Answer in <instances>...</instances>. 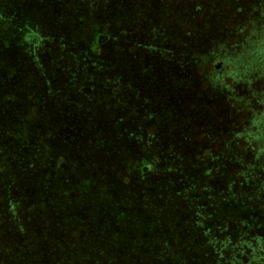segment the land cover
I'll use <instances>...</instances> for the list:
<instances>
[{
  "label": "rangeland",
  "instance_id": "rangeland-1",
  "mask_svg": "<svg viewBox=\"0 0 264 264\" xmlns=\"http://www.w3.org/2000/svg\"><path fill=\"white\" fill-rule=\"evenodd\" d=\"M8 18V23H4ZM244 23H250L249 33L244 32ZM13 26L16 27L12 29ZM30 27L33 34L27 39ZM103 33L109 41L100 47ZM32 37L38 39L34 41ZM118 42L121 49L116 53L87 52L95 47L114 50ZM256 42H264V0H0V172L4 178L0 188V264H34L35 254L28 253L27 246L35 241L45 242L47 247L51 241L81 242L82 238L77 239L73 232L78 221L60 219L55 210L48 209V217L45 212L27 210L28 202L33 205L32 201L43 197V187L48 189L49 185L48 194L61 198L60 192L72 194V188L77 187L73 180L78 181V176L91 174L98 178L104 173L111 183L107 187L117 192L136 175L143 179L146 167L150 171L146 186L158 189L155 204L164 205L149 215L139 202L118 195L115 208L134 218L127 223L129 235L124 231L115 238L109 237L110 233L104 235L100 215L89 210L81 190L75 191L71 201L75 214L91 235L92 251L88 257L93 264H146L155 260L148 256L149 243L141 240L143 234L150 233L149 241L155 237L158 243L167 238L161 235V228L175 232L187 229L180 220L167 219L176 214L169 204L186 199L171 193L163 182L166 161L177 164L182 159L171 150L168 156L174 158L162 154V146L175 141L181 143L173 147L186 151L189 145L185 142L193 144L195 155L191 154L197 158L194 164L200 174L227 169L238 171L240 178L248 176L251 186L244 184V179L239 181L244 184V195L259 202L258 192L264 196V145H259L253 131H247V120L239 139L243 144L247 141L257 144L255 151L242 155L234 149V138L238 135L236 121L242 116L237 108L264 97L262 69L257 65L254 70L245 69L247 52ZM75 60L78 65H74ZM211 61L216 63V71L208 69ZM119 65L130 69L141 65L147 69V76L139 67L130 73L119 72L116 70ZM111 69L115 71L110 73ZM21 72L29 76L27 80L31 79L29 85L23 86L32 89L27 91L33 95L28 96V102H33L31 109L42 116L40 120L21 109L24 101ZM49 77L56 78L61 90L67 84L76 88L77 93L63 90L66 95L61 96L62 104L74 101L73 109L63 111V105H56L55 113L48 104L39 109L51 93ZM183 78L195 90L192 99L195 105L180 109L190 116L194 110L198 111L192 113L193 128L178 129L181 132L168 137L159 130L148 134L145 127L149 122L167 128L181 120L180 112L172 108L165 114L168 119L157 120L156 115L163 114L177 101L168 90L175 85L174 80ZM12 81L20 84V89ZM51 86L52 92L60 95V90ZM86 97L88 101H84ZM135 97L140 101L126 110L125 119L117 118V109L122 104H118V99L131 102ZM108 98L115 109L110 108ZM107 107L110 109L106 110ZM82 112L85 114L80 117ZM90 115L91 118L86 117ZM166 137L171 140L168 144ZM158 138L162 139V146L152 145ZM104 139L107 142H102ZM147 141L150 146L145 148ZM107 152H113L115 158L106 164ZM151 159L155 163H150ZM172 168L176 169V165ZM198 168H193L189 159L180 167L181 174L189 175L182 178L189 181L186 185H195L191 195L203 192L193 181ZM223 182V177L216 180L218 190ZM248 188H253L255 195H250ZM232 190V194L236 193L234 187ZM98 204L104 205L101 201ZM95 208L98 210L99 206ZM180 210L189 213L187 207ZM213 212L219 225L222 210L210 213ZM209 216L206 213L203 221ZM244 221L238 217L220 228V233L234 238L247 228ZM199 232L200 239L211 235L209 227ZM251 243L253 246L246 247L247 256L240 249L236 253L240 260L228 259V264H263L264 244L254 240ZM49 248L52 252V246ZM139 258L148 262L138 261ZM208 259H199L194 264L219 262L217 257Z\"/></svg>",
  "mask_w": 264,
  "mask_h": 264
},
{
  "label": "trees",
  "instance_id": "trees-1",
  "mask_svg": "<svg viewBox=\"0 0 264 264\" xmlns=\"http://www.w3.org/2000/svg\"><path fill=\"white\" fill-rule=\"evenodd\" d=\"M10 18H14V17H10ZM10 18L4 20L3 22L7 24ZM32 19L33 18H31L30 20ZM29 24H30V21H29ZM242 26H243L244 32L249 33V28L251 26L250 23H244ZM15 27L16 26H13L12 29ZM30 29L32 28L30 27ZM32 31L33 29L30 30L29 33L27 34V39L31 34H33ZM101 37H105L106 39H103L100 41ZM101 37L98 43L100 47L104 46L109 41V37L106 36V33H103ZM119 43L120 42H118V45L117 47H115L114 50H111V49L101 50L95 47L94 51L87 50V52H91L92 54H95L98 52L102 53L104 51H112L116 53L121 49L120 48L121 46H119ZM262 43H258V42L252 43L253 46L250 47L249 51L247 52L248 61H247L245 69L250 68L254 70V67H256L257 65L258 67L262 69L260 71L264 73V46ZM76 60H75L74 65H78ZM215 64L216 63L212 61L208 62L207 67L208 69H210V72L217 70V66H215ZM138 67L140 68L141 72H143L144 74L146 73L147 69L141 65L135 66L134 69H139ZM237 68L239 69V67ZM134 69H130L123 65H119L116 67V70L119 72L121 71L122 73H126V72L130 73V72H133ZM203 70L204 69H202L200 72H203ZM113 71H115V69L114 70L111 69L110 73H113ZM20 76L23 81L21 85L23 88L22 95L24 97V101L21 104L22 106L21 109L24 110V112L26 113L29 112V115L32 116L33 118H34L33 115H37L38 120H40L39 118H41L42 116L38 115L39 114L38 112L31 109L33 102H28V98H29L28 96L33 97V95H28L27 91L32 92V89L29 87L23 86L26 84L29 85L31 79L27 80L29 76H26L22 72ZM145 76H147V74H145ZM186 79L187 78H183L180 80L176 79L172 82V83H175V85L172 88H169L170 90H168V92L169 94L173 93L176 96L177 101H175V103H171L163 114L161 113L159 115H156L157 120L168 119L165 116V114L169 108H172L180 112L179 114L181 116V120L173 124H170L167 128L164 127V125L162 126L160 124L155 125L154 123L149 122L148 125L145 124L146 125L145 128L148 129V134H149V131L156 132L157 130H159L162 134H165L168 137V135L171 133L181 132V131H178V129L188 130L190 128H193V123H194L193 121L195 120H194V116L192 115V113L196 114L198 113V111L194 110L195 112L191 113V116L193 117V120H192L190 113L186 114L185 113L186 111L183 112L180 110L182 108H187L189 104L191 105V107L195 105V103H193L194 100H192L194 97L195 90L193 89V86L191 87L190 85H186L187 83ZM124 80H126L125 76H124ZM13 82L14 81H12V83ZM47 84H48V89L51 93H49L50 96L47 98L48 100H44L41 102V105L39 106L40 110L42 108H45L47 104H48V107L49 105H51V108L53 111H55V113H57L55 110L56 105H63L62 106V108L64 109L63 111H68V110L73 109L72 105L74 104L72 103L74 101L71 102L68 100L65 104H62L64 103V100H63L64 98H62L61 96L66 95L62 93L63 90L70 94L77 93V90L75 87L73 88L67 84V86L66 85L63 86V90H61L59 87H57L58 83H57L56 78L50 79V77L47 80ZM182 84H185V85H182ZM13 85L16 86V89L17 88L20 89V84H18L17 82L13 83ZM51 85H53L55 88L60 90L58 92V94L60 95H56L55 93L52 92ZM91 91H94V89ZM88 98L89 97H86L84 101H88ZM137 98L139 99V97H135L134 98L135 100L133 101L132 99L131 102L125 101L124 98H123L124 99L123 101H119L120 99H118V104L120 103L122 104L117 109V112H118L117 118L119 117V118L125 119V117L123 116H125L126 110L131 109L132 104H136L138 103V101H140V100H137ZM160 98L162 99L166 97H160ZM185 98L186 100L184 101ZM259 99H260L259 101L254 102L252 105L246 104L245 106L241 108H237L239 113L241 111L242 116H240L239 119L236 121V126H237L236 130L238 132V135L236 134V137L234 138L235 139L234 149L237 153H241L242 155L248 154V152L251 153V151L253 150L255 151V146L257 145L255 143L256 145L254 146L248 141H247V144H243L239 139L240 138L239 136L242 133L241 130L246 129L244 127V123L246 120L248 123L247 131H251V132L253 131V133H255L258 136L257 140L260 142L259 145L260 146L264 145V140H263V135H262V133L264 134V125H263L264 124V97H261ZM107 102H109V98ZM109 104H110V108L115 109V107L112 105L111 102H109ZM103 107H104V103H103ZM110 108L107 107L105 109L108 110ZM83 114L85 113L83 112L80 113V117L83 116ZM94 114H95V110L94 112H92V117L94 116ZM187 115L190 117L188 118ZM32 117H30L29 120L31 121V123L32 122L34 123L35 120L32 119ZM86 117L91 118V115L86 116ZM97 118L104 120L103 116L102 117L99 116ZM103 120H99V121L103 122ZM105 121L106 120H104V122ZM80 122H81V118H80ZM102 122H100V124H102ZM79 125H81V123H79ZM162 127L164 128L161 129ZM161 133L159 135H161ZM117 137H120V136H117ZM111 139L113 140V137H111ZM161 140L162 139L158 138L156 142L155 140L152 141V145L159 146L160 144L162 146ZM168 140L169 139L167 138V144L169 143ZM169 141L171 142V140ZM102 142H107V140L104 139L102 140ZM100 143L101 142H98V144ZM180 143L181 141H179V143L175 141L173 143H169L166 146H162L163 148L162 154L165 153L166 158L171 159V158H174L176 155L182 158L181 161L177 164L172 161L171 162L166 161V168H164L165 173H164L163 182L167 186V188L171 191V193L176 194L177 196H181V198L186 197V199L184 200L185 202L183 200L178 202L180 203L181 206L183 205V202H184L185 205H183V207L178 206V203L169 204L170 208H172L176 214L174 216H168L167 219L180 220L182 223H185L187 225V229L185 231L175 232V231H170V230L165 231V229L161 228V235L167 238L164 239L162 242H158V243L154 241L155 237H153V239L149 241L148 236L150 237V233L143 234L141 240L149 243V248L146 249L150 253L148 256L154 257L155 260H153L152 262H148L145 258H139L138 261L146 260V262H148L146 264H194L199 259H204L205 261V260H209L208 258L210 257H217L219 259V262L215 264H228L229 263L228 259L231 260V259L237 258L240 260V257L236 253L238 251H241L240 249H244L242 250V252L243 254L247 256L248 253H247L246 247L248 248V246H253V244L251 243L253 240L259 243L262 242L264 244V196H262L263 194L261 195L262 192H258L257 194L259 197L257 201L259 202H256L254 199L252 200V198H250L249 196H247L246 198L244 195L246 194V192H243L244 190L243 186L244 184L251 186L252 183L250 182L252 181H250V178L248 176L247 177L242 176V178H240L238 175V171H233V170L230 171V170L224 169V170H219V171H214V172L204 171V173L202 172L203 174H200L201 172L198 166L194 164L197 158H194L193 155L191 154L193 153L195 147L190 142H185L186 144L189 145L188 146L189 149L187 151L185 149L183 150V149L175 148L172 146L173 144H180ZM144 146L145 148L149 147L150 142L147 141L146 144L144 143ZM169 150L175 152V156L173 155L168 156ZM178 153L182 155H179ZM130 155H132V153L129 154V156ZM107 158L108 159L105 161V163L106 164L108 162L111 163L112 161H114L115 154L113 152L111 153L107 152ZM187 159H189V161L192 163L193 168H198V171L195 173L196 178H193V181L195 182L196 185H198L199 189H201L203 192L197 195L190 194L191 188L195 186L194 183L192 184L193 186H188L186 185L187 184L186 181L188 180L182 179L184 176L185 177L189 176V175L181 174L182 171H180V167L182 166L183 162L186 161ZM150 163H155V161L151 159ZM172 165H176V169L172 168ZM148 168L149 167H146L143 170V176H142L143 179H141L139 176L136 175L135 177H133V180H128V183L127 185H125V188H120L119 191L117 190V192H114L113 190H110L109 187H107V185L111 183L108 182L107 177L103 175L104 173L100 174V177L98 178L92 177L91 174H86L84 176H78L79 177L78 181L73 180V185H77V187H73V185L71 186V188L73 187L72 194L64 193V191L62 193L60 192L61 198H59L56 194L55 196L48 194L49 185H48V189L47 187L46 188L43 187L42 189H43L44 194L41 192L43 197L41 199H38V200L35 199L34 201H32L33 205L28 202L26 204L27 210L36 212V213L40 211L45 212L44 216H47V217L50 216L47 213L48 209L55 210L59 212L57 216L60 219L67 218L68 220L72 219L73 221L75 220L78 221L79 222L78 227L76 231H73L75 235L74 237L76 238L79 237L80 239L81 238L82 239L80 240L81 242L79 243L78 242L72 243V241L68 242L67 240L63 242L61 240L54 241V242L51 241L52 243L49 242L50 243L49 246H52L53 248L52 252L49 251L50 248L49 246L48 247L46 246L45 242L40 243V244H38V242L36 241L33 242L32 244H28L27 242L26 244H28L27 247L29 249L28 253H31L33 255L35 254L34 264H42V263L43 264H93L90 261V257H88L89 253L92 251L90 247L91 235L89 231L86 230V228L84 227L80 218L75 214L76 210L73 207V202L71 201L75 191L81 190L86 195L85 198L88 200V204L90 205L89 210L92 211L93 213L96 212L97 215H100L102 219L101 231L106 236H108L110 233L109 237H114V238L118 237L119 234L121 235L123 233V231L124 233L129 235V227L127 226V223L130 222V219L134 220V218H131V215L127 214L126 211L123 213L122 212L120 213L119 211L121 210L115 208L116 207L115 198L118 195L121 194V195H124L125 198L133 199L134 201L139 202L140 205L145 209L146 212H148L149 215H152L154 211L160 210L162 208V205H164V203L155 204L157 203L155 197L159 196L160 192L158 191V189L152 190L146 186L147 184L145 181H147V178L149 177V175L147 174L150 172V171H147ZM198 172H199V175H197ZM2 177L3 176L0 172V188L1 186L3 187V184H4V178ZM220 177L225 178V182H223V185L218 190L215 183H216V180ZM240 179L245 180V182H243L244 184L239 183ZM54 181H56V183L58 184L59 182L58 176H55ZM70 185L71 184H68V186ZM215 186H216V189H215ZM233 187L236 192L234 194H232ZM248 189L252 190V191L250 190L248 191L250 195H255V193L253 192L254 191L253 188H248ZM62 190L63 188L60 191ZM213 190H216L214 191L213 195H208ZM100 201L102 202V204H104L103 206L98 204V202ZM96 205L99 206L98 210H96L95 208ZM186 207L189 212L188 214H186V211L183 212L182 210H180V208L185 209ZM204 209H208V212L204 211ZM212 210H219V211L222 210L221 212L222 218H221L219 225L216 224L217 221L219 220L217 215H215L214 212H213V215L212 213H210L212 212ZM206 213H209L210 216L207 218V221H203L204 217L206 216ZM238 217H239V220L240 219L242 221L245 220L244 225H247V228L241 229V234H238V236H235L234 238H228L227 236L222 235L220 233V228H223L225 224L226 226L231 224ZM212 219L213 221H211ZM63 221L65 222L66 220H63ZM207 227H209L211 235L206 236L207 237L206 239L204 238L200 239L201 233L199 231H203ZM58 232L61 233V230H59ZM248 243L250 245H248ZM221 246L222 247L224 246V248L220 249Z\"/></svg>",
  "mask_w": 264,
  "mask_h": 264
},
{
  "label": "flooded vegetation",
  "instance_id": "flooded-vegetation-1",
  "mask_svg": "<svg viewBox=\"0 0 264 264\" xmlns=\"http://www.w3.org/2000/svg\"><path fill=\"white\" fill-rule=\"evenodd\" d=\"M32 38H33L32 40H34V41L38 39L37 37H32ZM34 38H35V39H34Z\"/></svg>",
  "mask_w": 264,
  "mask_h": 264
},
{
  "label": "water",
  "instance_id": "water-1",
  "mask_svg": "<svg viewBox=\"0 0 264 264\" xmlns=\"http://www.w3.org/2000/svg\"><path fill=\"white\" fill-rule=\"evenodd\" d=\"M103 39H106L105 37H101L100 41L103 40Z\"/></svg>",
  "mask_w": 264,
  "mask_h": 264
}]
</instances>
